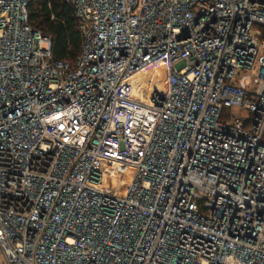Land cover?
<instances>
[{
    "label": "built area",
    "instance_id": "built-area-1",
    "mask_svg": "<svg viewBox=\"0 0 264 264\" xmlns=\"http://www.w3.org/2000/svg\"><path fill=\"white\" fill-rule=\"evenodd\" d=\"M65 1L74 63L0 0L2 264H264V0Z\"/></svg>",
    "mask_w": 264,
    "mask_h": 264
},
{
    "label": "trees",
    "instance_id": "trees-1",
    "mask_svg": "<svg viewBox=\"0 0 264 264\" xmlns=\"http://www.w3.org/2000/svg\"><path fill=\"white\" fill-rule=\"evenodd\" d=\"M28 22L50 37L53 58L74 63L82 37L71 4L65 0H30Z\"/></svg>",
    "mask_w": 264,
    "mask_h": 264
},
{
    "label": "bare ground",
    "instance_id": "bare-ground-1",
    "mask_svg": "<svg viewBox=\"0 0 264 264\" xmlns=\"http://www.w3.org/2000/svg\"><path fill=\"white\" fill-rule=\"evenodd\" d=\"M164 65L157 63L153 64L150 68H148L145 72H143L140 76H138V80L133 84V89H132V96L131 99L133 98L135 101L133 103H129L127 106L128 113H130V121L129 123L133 124L134 127H136V135L141 136V133L144 135L147 132V129L150 126V119L149 118V111L145 109L144 106H141L140 103V98H145L146 97V92L147 88L152 89L153 87H157L160 90L164 89V82H165V72H164ZM147 104H145L146 106ZM65 115L66 113H60L58 116L55 118L56 119V124H59L61 129L62 122L65 121ZM147 120V121H146ZM141 136L140 138H142ZM139 138V139H140ZM138 139L137 136L134 137V140ZM138 142H136L137 144Z\"/></svg>",
    "mask_w": 264,
    "mask_h": 264
},
{
    "label": "rangeland",
    "instance_id": "rangeland-1",
    "mask_svg": "<svg viewBox=\"0 0 264 264\" xmlns=\"http://www.w3.org/2000/svg\"><path fill=\"white\" fill-rule=\"evenodd\" d=\"M127 122L130 121V118H126ZM0 264H2V259H1V256H0Z\"/></svg>",
    "mask_w": 264,
    "mask_h": 264
},
{
    "label": "crops",
    "instance_id": "crops-1",
    "mask_svg": "<svg viewBox=\"0 0 264 264\" xmlns=\"http://www.w3.org/2000/svg\"><path fill=\"white\" fill-rule=\"evenodd\" d=\"M2 259V258H1Z\"/></svg>",
    "mask_w": 264,
    "mask_h": 264
}]
</instances>
